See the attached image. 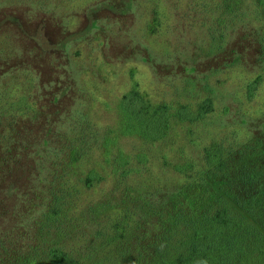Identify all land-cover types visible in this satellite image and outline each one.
<instances>
[{"label":"rangeland","instance_id":"rangeland-1","mask_svg":"<svg viewBox=\"0 0 264 264\" xmlns=\"http://www.w3.org/2000/svg\"><path fill=\"white\" fill-rule=\"evenodd\" d=\"M254 8L252 0H0V185H12L18 193L9 198L0 189V264L34 242L33 220L48 198L46 184L40 183L48 168L41 160L46 143H41L49 139L48 148H59L62 135L80 119L109 137L105 146L94 142L74 158L67 152L64 166H53L61 168L59 187L62 181L79 187L74 221L87 233H74L67 242L81 250L95 240V220L118 217L123 209L125 187H118L112 173L114 153L129 155L132 166L141 167L126 179L138 185L128 191L131 196L139 194L137 188L140 194L160 195L166 193L159 190L186 181L188 173L177 166L199 165L211 140L263 137L264 68L254 27L262 25L264 14L232 25L233 15ZM260 73L249 100L246 84ZM135 88L146 104L181 101L190 110L208 88L217 98L206 118L178 121L167 139L148 142L141 130L122 133V102ZM130 111L150 129H160L161 114L144 104ZM76 143L72 150L82 146ZM143 156L147 161H140ZM90 170L96 176L89 185ZM102 203H108L106 209L94 210ZM116 244L133 247L134 238ZM101 246L81 262L93 264L114 250V245Z\"/></svg>","mask_w":264,"mask_h":264},{"label":"trees","instance_id":"trees-1","mask_svg":"<svg viewBox=\"0 0 264 264\" xmlns=\"http://www.w3.org/2000/svg\"><path fill=\"white\" fill-rule=\"evenodd\" d=\"M252 2L255 13L243 9L233 15V28L242 21L251 22V15L262 18L264 0ZM239 15L242 18L237 21ZM254 28L261 44L260 64L264 68V21ZM262 78L260 73L246 84L247 99L255 96ZM143 97L136 88L125 95L122 108L126 119L122 133L135 128L141 130L146 141L154 142L167 139L178 121L206 118L215 108L217 92L208 88L206 97L194 110H190V104L181 101L146 104ZM141 104L150 112L161 114L163 122L159 130L150 129L142 122L143 118L141 120L130 111ZM230 110L226 106L225 113ZM13 136H9V144L13 143ZM228 136L206 143L199 165H194V161L176 165L179 171L188 173L186 181L170 191L159 190L166 193L160 195H155L158 191L140 194L142 190L137 188L139 194L131 196L128 191L138 185L133 187L126 179L132 171L139 172L141 167L132 166L129 155L114 153L112 158L117 164L112 173L118 177V187H125L123 209L118 217L95 220L98 226L93 227L95 240L82 250L69 248L67 242L74 233H87L74 221L78 208L75 196L79 187L66 184V181L59 187L60 182L56 180L61 177V168L54 170V167L64 166L67 152L74 158L81 148L91 147L94 142L105 146L109 137L94 128L91 122L80 119L65 137L62 135L59 148H48L49 139H44L41 145L46 143L47 152L41 160L48 168L40 183L46 184L48 198L41 203L39 217L33 220L36 223L34 242L20 254L11 256L8 264H84L83 258L96 255L105 244L114 245V250L93 264H264V135L244 142ZM76 142L82 146L72 150ZM140 161H147L146 156ZM95 176L96 171L90 170L85 179L89 185ZM0 189L9 198L18 194L12 185H0ZM191 189L195 190L194 195L190 193ZM107 204L97 205L94 210H104ZM135 215L139 223L134 221ZM127 236L134 238L133 247L116 244Z\"/></svg>","mask_w":264,"mask_h":264}]
</instances>
